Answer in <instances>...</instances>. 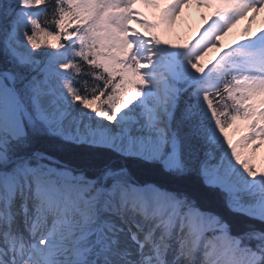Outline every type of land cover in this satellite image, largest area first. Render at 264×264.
<instances>
[{"label": "snow or ice", "instance_id": "1", "mask_svg": "<svg viewBox=\"0 0 264 264\" xmlns=\"http://www.w3.org/2000/svg\"><path fill=\"white\" fill-rule=\"evenodd\" d=\"M143 2L0 0V264H264V30L201 64L264 0Z\"/></svg>", "mask_w": 264, "mask_h": 264}, {"label": "bare ground", "instance_id": "2", "mask_svg": "<svg viewBox=\"0 0 264 264\" xmlns=\"http://www.w3.org/2000/svg\"><path fill=\"white\" fill-rule=\"evenodd\" d=\"M197 5V0H192L191 4L188 5L185 9L183 14H181L177 20L176 24L179 25V22H182L183 25L179 27L180 31L178 30V33L165 35L164 39L168 41L170 44H185V43H191L194 42L195 39L199 38V34L203 31V28L207 26L208 23H210V20H205L206 16H210V14L215 10L214 8H205L203 11L195 9V6ZM189 14L194 15L196 20L190 19ZM251 13L248 17H245L241 19L232 29L227 33V35H235V37L242 36L241 35V29H246L247 26L250 25L251 31H246L245 33L255 37L256 35L260 34L261 30H264V11L257 14L255 20H251ZM199 17H201L199 19ZM203 18V19H202ZM197 26L198 30L197 32L194 31V27ZM183 27V28H182ZM246 27V28H245ZM194 31V32H193ZM188 36V34H190ZM177 35V36H176ZM188 36V37H187ZM229 37V36H228ZM242 42L245 41L246 37L240 38ZM183 42H179V41ZM227 36L220 40V46L216 48H212L207 51V53L203 56L201 60V64L206 66H211V63L215 62L216 59L219 58V55L221 53V47L224 50H227L228 48L226 45ZM237 41V40H236ZM230 42V40H229ZM237 42H234L233 45H236ZM232 45V46H233ZM246 129L240 128L237 130L236 128L232 132L230 138L232 139L233 143H238L240 139L245 135ZM259 145V148H256L253 151V146H249L246 149H242V152L244 155L251 160L253 168L257 171V173L264 172V141L257 140L255 142Z\"/></svg>", "mask_w": 264, "mask_h": 264}, {"label": "rangeland", "instance_id": "3", "mask_svg": "<svg viewBox=\"0 0 264 264\" xmlns=\"http://www.w3.org/2000/svg\"><path fill=\"white\" fill-rule=\"evenodd\" d=\"M194 1H195V0H194ZM165 2H167V0H165ZM136 8H137L141 13H143V16L141 17V19H143V20H147L148 22H151V23H155V22L158 20V15H159L158 10H157V9H153V8L149 7L148 5H146V4L143 2V0H138V3H137V5H136ZM195 9L203 11L205 8H204V7H200V6L198 5V3H197V5L195 6ZM189 17H190V19L192 18V20H196V19H195L196 17H195L194 15H192V14H189ZM200 18H201V17H199V19H200ZM202 19H203V18H202ZM196 21H197V20H196ZM182 25H183L182 22H179V25H177L176 23H174V24L171 25L169 28H167V29L161 31L160 34H161L162 38L164 39V38H165V37H164L165 35H170V34L172 35V34H174V33L177 34V33H178V30L180 31L179 27L182 26ZM131 27L138 29V30L141 31L142 33L145 32V29L141 26L140 23H134V24L131 25ZM247 27H248V26H247ZM182 28H183V27H182ZM245 28H246V27H245ZM193 29H194L195 32H197V30H198L197 26H195ZM194 31H193V32H194ZM245 32H246L245 29H243V31H242V29H241V35H242V36L237 35L238 37H235V35H233V37H232V35L230 36V35H227V34H226L225 36H223V37H222L223 39L227 36V41H226V43H228V44L226 45V47L229 48L230 46L233 45L234 42H242L240 38H243V37H246V38H248V37H252V36L246 34ZM189 35H191V33L188 34V36H189ZM176 36H177V35H176ZM188 36H187V37H188ZM228 36H229V37H228ZM222 38H221V39H222ZM49 40L51 41V43H56V42H57L54 38H50ZM229 40H230V42H229ZM236 40H237V41H236ZM179 42H183V41L180 40ZM233 46H235V45H233ZM205 56H206V55H205ZM234 129H235V128H230V129H228L229 137L231 136V134H232V132L234 131Z\"/></svg>", "mask_w": 264, "mask_h": 264}, {"label": "trees", "instance_id": "4", "mask_svg": "<svg viewBox=\"0 0 264 264\" xmlns=\"http://www.w3.org/2000/svg\"><path fill=\"white\" fill-rule=\"evenodd\" d=\"M50 38H52V37H49L47 39L49 40ZM45 147H47L48 150L53 155H56L57 157H59L61 159H71L72 158V153L70 150L61 149L54 144L53 145H45Z\"/></svg>", "mask_w": 264, "mask_h": 264}]
</instances>
